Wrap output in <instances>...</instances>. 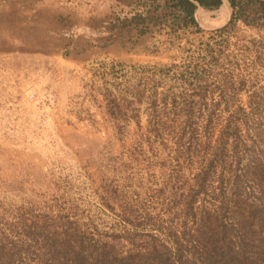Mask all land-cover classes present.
I'll return each mask as SVG.
<instances>
[{
	"label": "rangeland",
	"instance_id": "374dc122",
	"mask_svg": "<svg viewBox=\"0 0 264 264\" xmlns=\"http://www.w3.org/2000/svg\"><path fill=\"white\" fill-rule=\"evenodd\" d=\"M141 4L0 0V238L26 264L69 228L120 255L179 240L183 261L212 264L198 230L260 222L264 29L218 32L226 4L196 9L200 32L136 27ZM181 91L205 97L191 129Z\"/></svg>",
	"mask_w": 264,
	"mask_h": 264
},
{
	"label": "trees",
	"instance_id": "16d2710c",
	"mask_svg": "<svg viewBox=\"0 0 264 264\" xmlns=\"http://www.w3.org/2000/svg\"><path fill=\"white\" fill-rule=\"evenodd\" d=\"M140 2H142L141 6L144 9L137 8L136 11L138 12H135L131 18V22L136 27L169 28L170 32L173 33L194 28V32H200L201 29L195 17L197 7L204 10H216L225 2L231 11L230 18L218 32L221 33L229 27H234L238 21L257 30L264 29V0H140ZM204 45L207 51L212 53L211 44L204 43ZM210 55L211 59L217 58L212 54ZM199 73L197 68L181 71V87L188 85L195 87L202 80V74ZM138 93L136 91L133 95ZM139 94L141 98L136 100V104H140L144 97L142 92ZM198 98L195 101L194 98L181 91V125L183 124L184 129H191L195 119L194 109L199 104L198 100H205L203 95H198ZM137 115L134 117H138ZM150 121L149 118L148 122L150 123ZM210 121L209 118L207 122L210 123ZM236 207L241 212V208ZM258 211L261 218L257 224L252 221L251 216L248 217L242 213L229 226L216 224V226L208 228L207 231L198 230L206 258L211 260L212 264H264V209ZM52 234L60 240L58 241L56 238L54 243L48 244L39 256L36 255L35 258H32L35 264L196 263L195 261L182 260L181 247L184 245L179 240L174 241L173 246L156 245L154 241L150 243L148 251L136 249L134 252H128L122 256L120 255L122 252L120 254L115 252L114 245L99 240L86 241L85 238L78 236L77 230L73 228L63 229L60 232L53 230ZM60 237L64 238L61 239ZM204 237L207 238L204 239ZM211 237L212 239H210ZM5 238L3 236L0 238V264H26L20 260L21 257L18 255L19 249L16 247L15 240L9 239V242H6ZM245 247H254L256 251H245ZM173 254L175 257L172 259Z\"/></svg>",
	"mask_w": 264,
	"mask_h": 264
},
{
	"label": "crops",
	"instance_id": "0c3cea01",
	"mask_svg": "<svg viewBox=\"0 0 264 264\" xmlns=\"http://www.w3.org/2000/svg\"><path fill=\"white\" fill-rule=\"evenodd\" d=\"M130 1V0H129ZM223 4H226L225 2H223ZM197 8H199V9H201V10H204V9H202L201 7H197ZM65 9V8H64ZM63 9V10H64ZM204 11H210V10H204ZM213 11V10H212ZM196 12V11H195Z\"/></svg>",
	"mask_w": 264,
	"mask_h": 264
}]
</instances>
